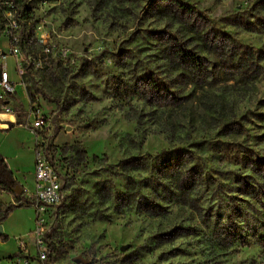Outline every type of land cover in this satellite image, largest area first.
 Returning a JSON list of instances; mask_svg holds the SVG:
<instances>
[{"label":"rangeland","instance_id":"374dc122","mask_svg":"<svg viewBox=\"0 0 264 264\" xmlns=\"http://www.w3.org/2000/svg\"><path fill=\"white\" fill-rule=\"evenodd\" d=\"M29 1L14 31L36 61L23 85L7 60L19 116L0 151L32 184L26 124L49 115L36 145L64 197L43 261L35 208L0 187V264H264V0ZM42 35L56 56L37 67Z\"/></svg>","mask_w":264,"mask_h":264},{"label":"built area","instance_id":"2783aa9c","mask_svg":"<svg viewBox=\"0 0 264 264\" xmlns=\"http://www.w3.org/2000/svg\"><path fill=\"white\" fill-rule=\"evenodd\" d=\"M7 15L9 17V23L5 30L8 31L9 46L6 50H0V127L2 128H9L10 124L17 123L19 116V111L7 101L8 98H12L13 95L17 94L18 83L11 77L7 60L10 56L14 58L16 73L21 77L20 82L23 85L24 81L22 78L25 77L26 67L35 60L31 55H23L20 48L21 39L14 31V29L20 28V22L16 18L14 11L9 10ZM39 41L40 43H45V47L42 49L41 56L38 57L37 67H42L45 64L51 65L52 58L56 55L50 44H47V36L42 35ZM30 112L35 115V119L31 126L27 123L26 127L39 138L38 130L49 129L50 116L44 112H40L39 109H35L34 111L30 110ZM35 156V185L32 190L25 188L24 193L26 197L25 203L33 206L36 210V228L33 233L36 247L39 250V257L45 261L48 257L45 241V226L49 216L53 214L54 208L63 200L64 193L58 169L49 160L40 142L36 146ZM19 242L22 250H26L27 247L24 240L20 239Z\"/></svg>","mask_w":264,"mask_h":264},{"label":"trees","instance_id":"16d2710c","mask_svg":"<svg viewBox=\"0 0 264 264\" xmlns=\"http://www.w3.org/2000/svg\"><path fill=\"white\" fill-rule=\"evenodd\" d=\"M33 9L34 6L31 5V1L29 0H0V37L9 23V17L7 15L9 10L14 11L16 18L21 23L24 20L28 22L32 19L34 13ZM19 14H21V16H19ZM27 40L29 41V38H27ZM190 53L191 52L189 50H183V52L178 55L180 58L186 59V56L190 55ZM194 58L195 57H190V64L186 61L184 63H188L187 66L189 67L191 73L196 74L197 72L201 71L198 62H196ZM0 187L6 189L8 192L13 193L16 199H18L25 192V189L20 186L18 180L14 177L13 172L8 167L5 158L1 154ZM11 211L12 208L7 209L2 219L4 220Z\"/></svg>","mask_w":264,"mask_h":264},{"label":"crops","instance_id":"0c3cea01","mask_svg":"<svg viewBox=\"0 0 264 264\" xmlns=\"http://www.w3.org/2000/svg\"><path fill=\"white\" fill-rule=\"evenodd\" d=\"M15 125H17V124H12V126L11 127H9V128H2V127H0V129H3V130H8V129H10V128H12L13 126H15ZM34 139H35V144H34V153H35V149H36V144H37V138H36V136L34 135ZM0 154L5 158V160H6V163H7V165H8V167L10 168V170L13 172V174H14V177L19 181L20 180V178L18 177V172L14 169V168H12L11 167V165H10V163H11V159H8L7 157H5L4 155H3V153L0 151ZM15 158H20V156H19V154L15 157ZM30 185L28 186L27 184H23V189H25V188H29V189H33V187H34V185H35V177H34V181H33V183L31 184V183H29ZM32 185V186H31ZM25 196V193L24 194H22L21 196Z\"/></svg>","mask_w":264,"mask_h":264},{"label":"water","instance_id":"95a60500","mask_svg":"<svg viewBox=\"0 0 264 264\" xmlns=\"http://www.w3.org/2000/svg\"><path fill=\"white\" fill-rule=\"evenodd\" d=\"M4 233L3 225L0 224V235ZM126 246H123L122 248L125 249Z\"/></svg>","mask_w":264,"mask_h":264}]
</instances>
